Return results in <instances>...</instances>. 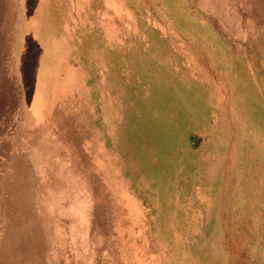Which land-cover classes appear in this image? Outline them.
Instances as JSON below:
<instances>
[{"label":"rangeland","instance_id":"rangeland-1","mask_svg":"<svg viewBox=\"0 0 264 264\" xmlns=\"http://www.w3.org/2000/svg\"><path fill=\"white\" fill-rule=\"evenodd\" d=\"M21 2L0 264H264V0H67L59 45Z\"/></svg>","mask_w":264,"mask_h":264},{"label":"crops","instance_id":"crops-1","mask_svg":"<svg viewBox=\"0 0 264 264\" xmlns=\"http://www.w3.org/2000/svg\"><path fill=\"white\" fill-rule=\"evenodd\" d=\"M31 1V8L27 6L29 0L21 2L22 13L26 16L25 22H32L43 28L41 39L44 44L46 37H48L49 40L53 38L56 43L58 41L59 45V39L64 30L62 25L66 19L67 0ZM0 28L13 32V0H0ZM49 40L47 43H49Z\"/></svg>","mask_w":264,"mask_h":264},{"label":"bare ground","instance_id":"bare-ground-1","mask_svg":"<svg viewBox=\"0 0 264 264\" xmlns=\"http://www.w3.org/2000/svg\"><path fill=\"white\" fill-rule=\"evenodd\" d=\"M27 24V23H26ZM26 28V27H25ZM28 32V31H27ZM26 37V36H25Z\"/></svg>","mask_w":264,"mask_h":264}]
</instances>
